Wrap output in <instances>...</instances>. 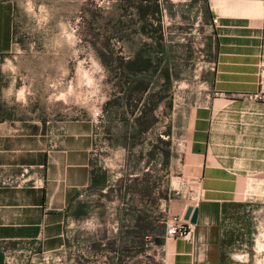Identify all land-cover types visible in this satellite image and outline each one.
I'll return each instance as SVG.
<instances>
[{
  "label": "rangeland",
  "instance_id": "374dc122",
  "mask_svg": "<svg viewBox=\"0 0 264 264\" xmlns=\"http://www.w3.org/2000/svg\"><path fill=\"white\" fill-rule=\"evenodd\" d=\"M158 1L160 12L141 18L137 0H0L12 30L11 47L0 53L2 115L91 122V164L105 177L104 186L81 192L63 247L42 264H171L166 221L197 199L183 175L182 135L188 109L212 93L216 38L203 0ZM156 17L169 80L140 71L145 87L127 94L126 61L155 51L141 25L153 27ZM255 205L227 207L233 216L221 222L214 264H264V204ZM126 245L119 262L116 250Z\"/></svg>",
  "mask_w": 264,
  "mask_h": 264
},
{
  "label": "crops",
  "instance_id": "0c3cea01",
  "mask_svg": "<svg viewBox=\"0 0 264 264\" xmlns=\"http://www.w3.org/2000/svg\"><path fill=\"white\" fill-rule=\"evenodd\" d=\"M207 4L216 19L212 93L188 109L181 155L198 213L191 238H166L171 264H214L221 222L233 216L227 207L264 204V0ZM0 20L4 53L12 30L7 13ZM6 109L0 104V264H42L63 247L65 221L91 186L93 125Z\"/></svg>",
  "mask_w": 264,
  "mask_h": 264
},
{
  "label": "trees",
  "instance_id": "16d2710c",
  "mask_svg": "<svg viewBox=\"0 0 264 264\" xmlns=\"http://www.w3.org/2000/svg\"><path fill=\"white\" fill-rule=\"evenodd\" d=\"M204 4H205V8L207 9L209 15L211 16V13L208 10V4H207V0H203ZM137 2H139L138 5V12L141 16V18H143L146 15H156L158 12H160L161 10V4L158 0H137ZM161 29L162 26L159 23V19H157L156 17V23L155 25L152 27L151 24L147 25V24H142L141 25V30L142 32H145V34H150L151 37L153 36L154 38V42H155V51H153L152 49H149V53H146L144 51H136L134 52L133 56L131 57L130 60L126 61V66H127V70L129 71V75L131 77H129V83H131L133 85V88L128 90L127 94H133V92L137 91L140 86H144L145 87V82L142 81L143 77L137 78V72L140 71H148L149 74L153 72L154 69H156L158 71V77L161 80H169V63L168 62H163L165 59L164 57L168 56V53L166 52V45L163 43V35L161 33ZM154 54H159V57H157L155 60L153 58ZM162 59H164L162 61ZM167 60V59H166ZM120 63V62H119ZM121 64V63H120ZM118 68L120 69L121 66L118 65ZM177 76L175 75V78ZM138 80H141L138 81ZM121 91L125 94V88H120ZM158 102V101H157ZM157 102L154 103V105H157ZM138 105L137 100H135L133 106L136 108ZM138 118V117H137ZM104 181H105V177H100V175H96V173L93 172L92 177H91V185H99V186H104ZM129 190V187L127 188V191ZM83 205L79 206V208H83ZM127 215H130L129 209H127L126 212H124ZM134 213V217L136 219H141L139 217L138 214L135 213V211H133ZM78 211L75 214L76 216H78ZM140 229L142 230L141 232V237H145V235H143V232L145 230V226L141 225ZM128 232V230L126 231ZM128 245L123 246V248L118 247L117 248V259L120 261H124L125 257H126V253H128ZM121 252V255H119V253Z\"/></svg>",
  "mask_w": 264,
  "mask_h": 264
},
{
  "label": "built area",
  "instance_id": "2783aa9c",
  "mask_svg": "<svg viewBox=\"0 0 264 264\" xmlns=\"http://www.w3.org/2000/svg\"><path fill=\"white\" fill-rule=\"evenodd\" d=\"M215 21L216 19L213 17L212 22L214 23ZM182 213L174 214L167 219L164 228V236L166 238L190 237L194 224L184 220L182 218ZM47 256L48 255L42 256V260H45ZM7 260L10 261L11 259L9 258Z\"/></svg>",
  "mask_w": 264,
  "mask_h": 264
},
{
  "label": "water",
  "instance_id": "95a60500",
  "mask_svg": "<svg viewBox=\"0 0 264 264\" xmlns=\"http://www.w3.org/2000/svg\"><path fill=\"white\" fill-rule=\"evenodd\" d=\"M198 208L192 204L186 205L183 210L182 218L190 223L194 224L197 220Z\"/></svg>",
  "mask_w": 264,
  "mask_h": 264
}]
</instances>
